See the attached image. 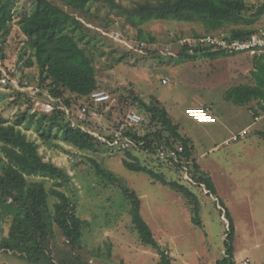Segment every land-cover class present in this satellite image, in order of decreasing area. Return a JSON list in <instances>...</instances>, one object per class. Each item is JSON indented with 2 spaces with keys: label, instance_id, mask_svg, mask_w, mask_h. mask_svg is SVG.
Segmentation results:
<instances>
[{
  "label": "rangeland",
  "instance_id": "374dc122",
  "mask_svg": "<svg viewBox=\"0 0 264 264\" xmlns=\"http://www.w3.org/2000/svg\"><path fill=\"white\" fill-rule=\"evenodd\" d=\"M121 1L131 3L136 0ZM245 1L247 8L244 15L253 21L240 25L264 31V11L255 15L264 5V0ZM33 3L34 0H16L14 28H18V33L13 29L0 41V65L7 77L6 83L0 81V116L11 123L16 122L25 111L34 114L20 125L29 138L39 144L44 159L69 174V181L61 189L76 203L78 215L88 222L83 230L82 243L87 250L100 248L102 252L100 256L84 252L90 264H157L159 260L156 248L141 244L132 230L127 200L119 189L102 182L95 173L96 163L124 178L137 191L141 198L142 216L153 230L160 248L171 255L174 264H218L224 258V241L230 224L225 215L226 209L235 226V264L244 257L251 259L249 264H264V138L257 133L264 130V116L260 121H254L253 112L261 110L257 100L236 104L226 98L233 86L255 84L252 70L256 68L255 57L259 55L234 52L216 59L204 54L194 59H180L178 53L182 40H190L194 31L207 32L201 22L176 19L145 22L143 28L155 37V41L147 45L150 51L125 53L111 43L107 31L87 23L108 37L102 41L94 40L97 48L91 45V52H87L92 53L99 68L101 91L110 95L104 102L95 103L91 99L95 108L85 106L91 112L87 119L91 122L89 125L88 121H82L88 110L82 114V107L79 108L75 101L68 108L63 99L53 97L39 85V68L26 65V59L32 53L33 37L25 32L21 23L27 20L28 26L36 32ZM226 29L229 28L213 32ZM128 33L133 37L136 29L131 27ZM166 44L170 45L169 50L165 49ZM24 48L28 51L23 53ZM122 56L124 58L117 61ZM164 78L167 82L163 81ZM109 87L115 92L111 93ZM130 89L146 100L155 96L163 103L179 125L180 132L192 139V157L211 176L217 194L209 195L204 186L191 181L187 173L191 161H184L183 169L177 168L166 152L149 154L132 147L133 155L129 157L124 148L110 143L96 151L80 149L65 142L58 127L53 128L54 137L50 139L39 135V127L47 124L43 116L53 114L54 108L59 105L65 109L62 125L69 120L74 125L81 124L97 137H107L115 131L114 124L123 121L129 111L138 110L131 105ZM19 90L24 92L20 99L16 93ZM26 98L33 101L31 109ZM122 98L129 101L120 102ZM102 103L105 105L99 107ZM205 104L213 106L217 122L200 123L187 115V108L205 107ZM157 127L154 124L151 128L156 130ZM245 128L249 129L245 138L224 144L225 140ZM125 159L138 160L165 174L168 180H178L194 190L201 199L203 225L193 221L191 205L181 193L145 172L128 169L124 165ZM32 179L44 181L49 190L55 186V178L49 176L37 175ZM220 201L226 209L222 208ZM9 226V220L0 222V237L8 233ZM55 249L59 250L58 254L70 250L62 239ZM58 254L53 253L54 256ZM0 264L31 263L12 251L1 250Z\"/></svg>",
  "mask_w": 264,
  "mask_h": 264
},
{
  "label": "trees",
  "instance_id": "16d2710c",
  "mask_svg": "<svg viewBox=\"0 0 264 264\" xmlns=\"http://www.w3.org/2000/svg\"><path fill=\"white\" fill-rule=\"evenodd\" d=\"M15 4L16 0H0V41L13 29L18 33V28H14ZM246 8L245 0H136L131 3H123L121 0H34L32 16L36 32L28 26L27 20L21 23L25 32L33 37L32 53L26 59V65H36L39 68V85L46 88L53 97L63 99L68 108L72 106V101H75L79 108L86 105L95 108L91 95L95 91H101V79L95 57L87 52H91L89 46L97 48L94 40L102 41L109 37L111 43L116 48H122L125 53L135 50L108 34V37L104 36L87 23L108 33L119 31L127 41H147L148 44L155 41V37L143 28V24L152 19L201 22L207 33L227 27L232 38H245L261 31L257 27L240 25L253 21L251 17L244 15ZM263 11L264 5L255 15L258 16ZM131 27L136 29L133 37L128 33ZM202 34L197 31L193 33L195 36ZM179 50L180 59H194L199 54L216 59L226 54L224 50L187 45L181 46ZM26 51L28 50L24 48L23 53ZM123 58L124 56L117 61ZM255 60L256 68L252 70V74L256 84L233 86L228 90L226 98L236 104L258 100L261 111L264 112V55L255 57ZM4 67L8 69L7 66ZM2 76L0 68V78ZM108 90L115 92V89L110 87ZM130 90L133 95L130 97L131 105L138 109L136 110L142 120L139 125L128 128L127 134L134 141L132 146L124 148L128 156L132 157L131 148L134 147L149 154L166 152L170 155L168 158L173 165L180 169H183L184 161H191L187 171L191 181L204 186L208 190L207 194H217L211 176L202 170L197 160L192 157V139L180 132L179 125L174 122L163 103L155 96L146 100L134 89ZM16 93L19 99L24 95L20 90ZM26 99L30 102L31 109L33 101ZM122 101L128 102L129 99L122 98L120 102ZM33 116L34 114L25 111L16 122L11 123L0 116V222H10L8 233L0 237V251H12L31 264H90V259L85 257L84 252L89 251L91 256H100L101 249L87 250L82 243L83 230L88 222L78 215L76 203L61 189L69 181V174L53 162L45 160L40 153L39 144L29 138L22 129L20 123ZM64 116L65 109L57 105L53 114L43 116L47 119V124L39 127V135L43 139H50L54 137L53 128L58 127L62 130L65 142L91 151L109 144L107 141L114 138V131L107 136V141H103L84 129L81 124L74 125L68 120L62 125ZM90 116L88 111L82 121H88ZM123 121L114 124L115 130L119 129ZM86 123L90 125L91 122ZM154 124L159 126L156 130L151 128ZM257 133L264 138V130ZM180 146L182 150H179ZM124 165L130 170L145 172L151 178L181 193L191 205L193 221L203 225L200 216L201 199L189 186L178 180H168L165 174L138 160L125 159ZM95 173L102 182L122 192L129 204L132 230L142 245L158 250L157 264H174L171 255L160 248L153 230L142 216L141 198L137 191L124 178L102 164L96 163ZM37 175L55 178V186L49 190L44 181L32 179ZM220 204L226 209L222 201ZM225 215L230 220L224 241L226 253L218 264H235L234 221L227 209ZM61 239L70 248L64 254H58L59 250L55 249ZM54 252L59 256H54Z\"/></svg>",
  "mask_w": 264,
  "mask_h": 264
},
{
  "label": "built area",
  "instance_id": "2783aa9c",
  "mask_svg": "<svg viewBox=\"0 0 264 264\" xmlns=\"http://www.w3.org/2000/svg\"><path fill=\"white\" fill-rule=\"evenodd\" d=\"M110 37L126 44L129 48L134 49L138 52H143L148 45L147 41H135L134 43L125 40L122 37V34L119 31L107 33ZM192 46L197 48H211L213 50H224L226 53H234V52H247L252 55H259L264 52V31L256 32L245 38H232L231 33L228 30H220L218 32H209L204 33L199 36L192 35L190 40L184 39L180 46ZM166 50L170 49V45L166 44ZM0 68L3 73V68L0 65ZM5 68V67H4ZM7 70V68H5ZM5 70V71H6ZM1 83L7 82V77L3 73V76L0 78ZM164 82H167V78L163 79ZM110 95L105 93V91H95L91 95V99L95 101V103L104 102L109 99ZM210 107H189L186 109L187 115L193 120L200 123H212L216 122V116L210 111ZM87 107L83 106L81 113L84 114L87 112ZM89 111V110H88ZM91 113V112H90ZM254 121L258 122L264 116L263 111H254ZM207 119V120H204ZM142 120V116L135 111H129L119 129L114 131V138L112 141H107V137L99 138L104 139L105 141L113 144L115 146H119V148H126L132 146L134 141L127 134L129 127H134L140 124ZM92 133V131L88 130ZM131 132V129H129ZM249 134V129L245 128L241 132L231 136L224 144L229 143L232 140H239L240 138H245ZM179 150H182V147H179ZM251 259L249 257H244L239 260L238 264H249Z\"/></svg>",
  "mask_w": 264,
  "mask_h": 264
},
{
  "label": "crops",
  "instance_id": "0c3cea01",
  "mask_svg": "<svg viewBox=\"0 0 264 264\" xmlns=\"http://www.w3.org/2000/svg\"><path fill=\"white\" fill-rule=\"evenodd\" d=\"M263 31V30H262ZM260 55H264V52H262L261 54H259V56ZM254 69V68H253ZM256 81V80H255ZM255 84H256V82H255ZM258 101V100H257ZM207 104H205V106H206ZM210 108V111L216 116V118H217V120H216V122L218 121V116H217V114H216V112L214 111V108H213V106L212 105H210L209 106ZM212 123H215V122H212ZM228 140V139H227ZM226 141V140H225ZM225 141H224V143H225Z\"/></svg>",
  "mask_w": 264,
  "mask_h": 264
},
{
  "label": "bare ground",
  "instance_id": "6f19581e",
  "mask_svg": "<svg viewBox=\"0 0 264 264\" xmlns=\"http://www.w3.org/2000/svg\"><path fill=\"white\" fill-rule=\"evenodd\" d=\"M195 108H197V107H195ZM204 120H207V119H204Z\"/></svg>",
  "mask_w": 264,
  "mask_h": 264
}]
</instances>
